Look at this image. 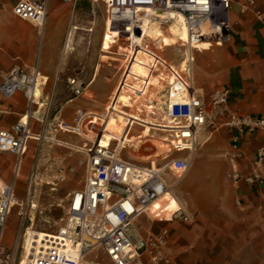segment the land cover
<instances>
[{
  "label": "crops",
  "instance_id": "1",
  "mask_svg": "<svg viewBox=\"0 0 264 264\" xmlns=\"http://www.w3.org/2000/svg\"><path fill=\"white\" fill-rule=\"evenodd\" d=\"M255 1L256 8L264 12V0ZM15 2L0 0V83L12 69L35 72L40 97L32 105L29 128L43 139L58 138V143L71 148V151L62 150L59 174L68 179L73 176L76 180L83 179L87 153L78 154L77 150L81 148L86 152L87 143L81 144L77 138L63 134L69 132L52 129L50 121L53 118L71 124L76 110L88 112L78 100L80 96L71 97L67 86L71 79L78 78L86 85V90L93 84L115 82L119 76L122 61L109 56L105 59L101 52L109 43L103 29L111 25L106 21V6L102 0H74L71 3L47 0L46 18L43 27L38 28L13 15ZM139 15L135 21L146 31L160 29L150 22V16ZM229 20L227 42L203 41L191 50L193 88L195 92H201L200 95L208 96L227 88L230 109L243 117L264 118V21L252 12L240 14L235 5L229 11ZM169 32L176 36L170 29ZM116 37L119 36H114L109 44L110 51H115L112 48ZM150 65L153 68L155 63ZM197 72L214 79L201 81L195 76L201 87L196 91L194 74ZM140 76L142 86L136 82V92L125 89L121 96L129 101V105H132L131 96L125 92L129 91L135 102L153 81L149 69ZM27 110L28 102L21 93L11 98L0 95V131L10 130ZM221 123L212 131L201 129L197 132L199 146L189 156L190 167L177 185L181 202H177L170 191L136 220L142 237L166 231L167 264H264V159L261 167H253L256 151L264 150V132L248 133L245 129L239 131ZM200 152L202 164L209 170L201 178L206 187L193 194L187 186L196 178L192 171L193 161ZM15 161L12 153H0V177L6 184L13 181ZM254 174L257 178L247 182L246 178ZM30 175L31 172L27 173L26 167L21 166L16 178L21 179V183L15 182L17 195L22 192L23 180L29 179ZM66 186L70 193L81 187L76 182ZM178 206L194 221L169 219ZM47 235L50 234L42 230H28L23 240L31 245L36 241L40 246ZM142 264L150 263L143 259Z\"/></svg>",
  "mask_w": 264,
  "mask_h": 264
},
{
  "label": "built area",
  "instance_id": "2",
  "mask_svg": "<svg viewBox=\"0 0 264 264\" xmlns=\"http://www.w3.org/2000/svg\"><path fill=\"white\" fill-rule=\"evenodd\" d=\"M103 3L106 6V21L115 30L114 35L119 37L127 38L125 34L129 32L133 20L139 14L144 16L150 11V22L157 24L164 32L173 24L184 27L185 39L177 38L174 43L182 48H187L194 41H228L232 0H103ZM241 11L252 12L259 20L264 21V12L256 8L255 0H245ZM12 12L17 18L42 28L46 18L47 0H16ZM134 47L130 46L129 53L122 50L121 54H104L116 56L123 63L117 83L125 74L129 63L128 55ZM144 48L164 61V64L156 62L151 68V78L162 74L164 80L160 81H166L161 100L149 101L146 110L148 115L157 116L156 119L170 127L166 131L174 150L192 154L196 148L197 132L213 125L217 117L223 120L221 124L226 127L239 131L245 129L248 133L255 130L264 132V118L243 117L229 108L230 91L227 88L214 91L208 98L197 95L192 85L193 57H184L179 67L175 68L153 49L146 47V43ZM120 49L127 50V46L120 45ZM132 82H139V86L143 84L141 78L134 76L129 78L128 84ZM36 85L35 72L28 73L20 69H12L3 76L0 83L2 97L11 98L16 93H21L28 102L26 114L10 130L0 131V153L9 152L16 157L12 183L6 184L0 177V264H12L14 261L13 253L3 244L5 224L14 206L20 208L17 215L24 217L22 204L16 197L15 182L28 142L41 139L40 134L31 132L28 124L34 104L31 91ZM67 86L72 97L82 95L86 88L78 78L71 79ZM101 115L106 117L108 110ZM25 116L28 117L27 120H24ZM99 121L102 122L100 117L96 118L93 113L79 109L75 112L73 125L53 119L50 126L54 130L75 133L80 132L83 124L92 130ZM132 126L133 124L129 125L123 139L118 138L114 147L111 146L112 140L106 146L100 145L99 141L91 142L86 150L87 159L81 187L68 194L63 216L56 230L47 235L40 246L36 241L32 242L30 254L23 261L21 253L18 264H81L87 262L86 257L96 248L107 256L111 264H142L143 259L150 264L169 262L165 251L166 231L155 236L142 237L136 220L147 214L148 208L154 202L162 200L170 190L167 173L179 178L189 169L190 158H173L161 166L155 164V160H151L147 166H141L120 159L117 145L121 141L122 148L125 143H129ZM134 138L141 140V135ZM263 159L264 150L260 148L256 151L253 167H261ZM256 178L254 174L246 178V181L252 182ZM29 193L30 187L27 189V194ZM30 207L32 209L35 205L31 204ZM169 219L191 221V217L179 206L171 212ZM24 223L22 218L21 228ZM89 263L99 264L94 261Z\"/></svg>",
  "mask_w": 264,
  "mask_h": 264
},
{
  "label": "rangeland",
  "instance_id": "3",
  "mask_svg": "<svg viewBox=\"0 0 264 264\" xmlns=\"http://www.w3.org/2000/svg\"><path fill=\"white\" fill-rule=\"evenodd\" d=\"M244 1L245 0H232V6H237L240 14L249 13V11H241V5ZM169 29L176 36H178L174 29ZM128 31L129 34H125L127 35V38L121 36V38L116 37L117 39H115L114 48H112L115 51H119L116 52V54H121L122 50L125 53H129L130 46H135L132 53L128 55L129 63L126 67L125 74L118 81V83L117 81H105L89 86L78 98V100L84 104L83 108L87 109L88 112H94V117H100V119L102 118V122L99 121L98 124L92 128V130L83 124L80 132H69L63 134H68L77 138L80 140L81 144L87 143L86 147H90L91 142H93L96 137H99V139L103 140L104 143L112 140L111 146L114 147L118 138L121 137V139H123L129 125L133 124L130 131L129 143H125V145L118 151V157L120 159L141 166H147L151 160H155V164L161 166L163 163L173 158H189L191 154L188 151L177 152L174 150L169 143L171 138L169 137V133L166 131L167 127L159 119H156L157 116L148 115L147 110L145 109L146 104H148L149 101L161 100L160 98L164 94L166 88V81H160L164 80V76L159 74L158 76L152 77L153 81L149 83L146 92L143 96L141 95L140 98H137V101L135 102H133L132 95L129 91L136 92L135 85L137 83L132 82L131 84H128L130 77L132 78L134 76L139 79L141 78L140 73L144 70L149 69L151 71L152 67L150 64L159 61L164 62L151 52L147 51L144 48L145 43L146 47L153 49L155 53L175 68L179 67V64L184 57V48L174 44L177 38L173 37L174 35L168 32L169 30L164 32L160 28L157 31H146L143 25L141 26L133 20V23ZM103 33L107 36V42L109 43L106 45L107 49L101 50V52L103 54L115 53V51L109 50V44L113 41V37L116 36L114 35L115 30L112 29V25H110V27H104ZM122 42L124 44H122ZM120 45L127 46V50L120 49ZM103 57L105 59L107 58L106 55H103ZM109 58L116 59L117 57L109 55ZM160 70L163 71V68H160ZM195 76L196 79L198 77L201 81L214 79V77L208 78L197 72L194 74V86L196 91L201 87L198 85V81H195ZM146 85L147 81L145 80V86ZM115 86L116 89L112 95V91ZM125 89L129 90L125 93L131 96L132 105H129V101L127 99L121 97ZM200 93L198 92L197 94L200 95ZM201 95L204 98H208L210 96L205 94ZM39 97L40 94L37 92L36 98ZM106 105H108V115L106 117H104V115L95 114L105 113ZM137 106L139 107L137 108ZM219 119L220 118L217 117L214 120V124L205 128V130L212 131L218 124L221 123V119L220 121ZM51 121L53 122V118ZM68 125H73V123ZM139 134L141 135V140H136L134 136ZM51 139H43V137H41L39 141L30 140L28 142L27 150L23 156L25 159H23V164H21V166H23V168L24 166L26 167L27 173L31 172L30 178L27 180L25 179L22 182V192L20 193V196L16 194V197L22 204L21 211L24 214V217L17 215L20 208L15 206L10 211L8 216L3 238V244L13 253L14 261L12 264H18L22 249H24L26 256L30 254L32 245L27 242V240H23L25 238V236H22L24 230L27 228V232L28 230L38 229L49 232V234L54 232L59 224L60 218L63 216L67 196L70 193V189L66 186V184L76 182L78 187L82 184L83 179L81 178L76 180L73 176V178L70 177V179H68L59 174V170L62 169L61 164L59 163V161L63 158L62 150L71 151L72 149L58 143V138ZM198 146L199 145H197L196 140L195 149H197ZM77 152L78 154H86L84 150L81 151V148H79ZM202 157L203 154L201 152L197 153L193 161L192 171L196 178L187 186L189 191L193 194H197L200 190L206 187L201 178L209 169L205 168V165L202 164ZM80 166L82 167L81 164ZM181 177L182 175L178 178L172 173H167L166 175L170 185L169 192L171 191L177 202H181L177 194V185L179 180H181ZM16 181L17 185H20L21 179H16ZM28 187H30L29 195L27 194ZM211 187L213 188L214 184ZM31 204L35 205L32 209L30 207ZM185 205L186 204H184V206ZM22 218L25 220V223L21 228L20 224ZM193 221L194 218L190 222ZM136 226L140 227V224L136 223ZM21 245L23 247L22 249ZM86 261L88 263L90 261H94L99 264H111L107 256L98 248L89 253L86 257Z\"/></svg>",
  "mask_w": 264,
  "mask_h": 264
},
{
  "label": "bare ground",
  "instance_id": "4",
  "mask_svg": "<svg viewBox=\"0 0 264 264\" xmlns=\"http://www.w3.org/2000/svg\"><path fill=\"white\" fill-rule=\"evenodd\" d=\"M103 1V0H102ZM150 11L147 13V14H145V15H147V16H150ZM182 22H183V20H181ZM184 23V22H183ZM170 28H172V29H174L176 32H177V34H178V36H173V37H176V38H181L182 40L183 39H185V37H186V35H185V29H184V27H178V26H176L175 24H173V25H171V26H169ZM169 29L167 28V30L166 31H168ZM169 32V31H168ZM170 33V32H169ZM206 41H208V40H206ZM200 42H203V40L202 41H194L191 45H188L187 46V48H186V54L184 55V57H185V59H189L190 57H191V50L198 44V43H200ZM208 42H211V41H208ZM37 86H38V79H37V85L35 86V88L31 91V98L33 99V102L35 101V99H36V95H37ZM140 109V108H139ZM145 109H147L148 110V106L147 107H145ZM27 116H25V118H24V120H27ZM102 119V118H101ZM163 123V122H162ZM164 124V123H163ZM165 125V124H164ZM166 126V125H165ZM167 128H170V127H168V126H166ZM51 139V138H50ZM51 140H53V139H51ZM99 141V143H100V145H102V146H106L107 144H108V142L107 143H104L103 142V140H101V139H99V137L97 138L96 137V139L94 140V142L95 143H97ZM120 144H121V141H119V144L117 145V151H119V149H120ZM169 193V191L168 192H166V194L165 195H167ZM164 195V196H165ZM18 202L20 203V201H19V199H18ZM158 202V201H157ZM156 202H154L152 205H154ZM151 205V206H152ZM15 207V206H14ZM8 220V219H7ZM6 223H7V221H6ZM43 232H46V231H43ZM47 233H49V232H47ZM44 240V239H43ZM25 256H26V254L24 253V251L22 252V260L24 261V258H25Z\"/></svg>",
  "mask_w": 264,
  "mask_h": 264
}]
</instances>
